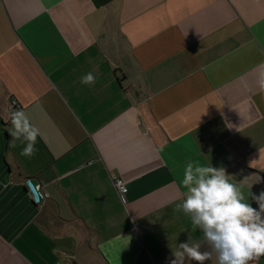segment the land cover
I'll return each mask as SVG.
<instances>
[{"label":"crops","instance_id":"1","mask_svg":"<svg viewBox=\"0 0 264 264\" xmlns=\"http://www.w3.org/2000/svg\"><path fill=\"white\" fill-rule=\"evenodd\" d=\"M261 65L264 0H0V264H169L183 242L212 252L176 211L181 180L189 162L223 168L258 207ZM10 97L39 129L31 157L23 133L10 145Z\"/></svg>","mask_w":264,"mask_h":264},{"label":"clouds","instance_id":"2","mask_svg":"<svg viewBox=\"0 0 264 264\" xmlns=\"http://www.w3.org/2000/svg\"><path fill=\"white\" fill-rule=\"evenodd\" d=\"M94 82L95 77L91 73L81 78V83ZM256 84L264 92V65L258 70ZM9 119L12 125L7 130L12 137L10 145L15 147L23 133L20 143L25 147L20 155L31 157L37 150L35 144L39 129L30 123L22 110L10 112ZM181 185L186 191L182 201L176 205V211H183L191 218L193 228H199L203 233V239L216 253L215 264H249L264 256V191L251 196L258 205L254 208L246 202L241 189L230 182L223 168L197 163L193 171L191 162L185 168ZM27 187L31 198L38 203L39 198L32 194L35 186L28 182ZM212 252H202L199 243L190 245L183 242L172 252L175 259L169 264H177L178 261L183 264L185 257L188 261L204 264L212 259Z\"/></svg>","mask_w":264,"mask_h":264},{"label":"built area","instance_id":"3","mask_svg":"<svg viewBox=\"0 0 264 264\" xmlns=\"http://www.w3.org/2000/svg\"><path fill=\"white\" fill-rule=\"evenodd\" d=\"M18 108H19V104L17 100L13 97H10L8 101V109L10 111H14L17 110ZM112 183L118 194L123 195L127 191L126 182L121 177L114 176L112 178Z\"/></svg>","mask_w":264,"mask_h":264}]
</instances>
